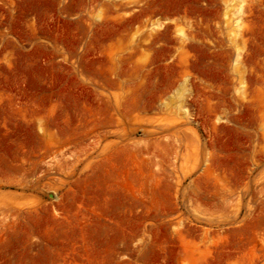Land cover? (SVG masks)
I'll return each instance as SVG.
<instances>
[{"label": "rangeland", "instance_id": "1", "mask_svg": "<svg viewBox=\"0 0 264 264\" xmlns=\"http://www.w3.org/2000/svg\"><path fill=\"white\" fill-rule=\"evenodd\" d=\"M0 264H264V0H0Z\"/></svg>", "mask_w": 264, "mask_h": 264}]
</instances>
